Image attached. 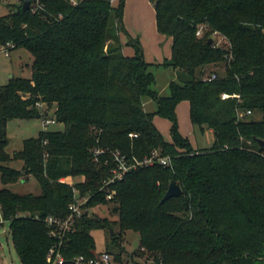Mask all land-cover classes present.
<instances>
[{"label":"trees","instance_id":"1","mask_svg":"<svg viewBox=\"0 0 264 264\" xmlns=\"http://www.w3.org/2000/svg\"><path fill=\"white\" fill-rule=\"evenodd\" d=\"M37 1L43 9L33 12ZM125 1L20 0L0 16V44L33 56L31 77L0 84L2 182L34 176L42 188L39 195L0 190L1 216L22 264H51L48 252L59 238L46 217H67L76 193L90 198L65 237V264L99 253L97 229L108 231L104 251L118 261L264 264V0H152L158 31L172 38V54L160 65L194 79L172 80L165 96L154 88V64L140 40L126 43L135 54L123 52ZM146 98L156 101L155 112L146 110ZM182 101L189 102L194 125L213 131L210 147L195 148L181 133ZM156 115L172 122L171 139ZM46 117L64 129L42 130L21 150L6 151L9 120ZM156 150L171 156V164L138 165L104 187L116 153L131 164ZM12 160L23 161L22 169L10 167ZM172 182L182 194L162 201ZM129 230L140 241L128 258L123 234Z\"/></svg>","mask_w":264,"mask_h":264},{"label":"rangeland","instance_id":"2","mask_svg":"<svg viewBox=\"0 0 264 264\" xmlns=\"http://www.w3.org/2000/svg\"><path fill=\"white\" fill-rule=\"evenodd\" d=\"M129 4H126L125 1V10H124V27L127 33L130 36H135L140 40L144 55L150 60L157 61L152 62L154 65L151 66V70L154 72L156 77V83L154 84L155 90L160 95H169L170 94V78L173 75V70L170 67L160 65L165 60L164 55V43L163 40L159 39V36L163 37L155 30L153 27H150L152 20L156 16V11L152 0L149 5L141 3L136 5L133 3L135 0H131ZM20 0H0V16L6 15L16 8ZM153 4V5H152ZM137 6V7H136ZM139 7V8H138ZM142 12V14H141ZM142 16V18L140 17ZM135 27H143L148 32L146 33H136ZM133 51L131 50L132 55L135 54L134 47ZM160 51L161 53H158ZM161 56V58H160ZM32 63L33 56L32 54L24 47H19L12 49L7 55L5 52L0 51V84H7L12 77H31L32 75ZM186 105L188 106L186 110ZM145 108L149 112H155L158 108L155 100L151 98H146ZM50 115H53L54 109H49ZM178 123L181 133L185 136H188L195 148H205L210 147L214 140L215 136L213 131L210 130H201L199 126L194 125L190 119V105L187 101H182L178 107ZM154 121L159 128V130L164 134L165 137L171 139V127L172 122L165 117L156 115ZM63 124L59 122L51 123L48 126L44 127L42 124L41 118H31V119H21L15 118L8 121L7 124V133L9 138V143L6 146V151L14 154L16 151L23 148L24 140L30 137H37L42 130H63ZM10 167L15 169H22L23 161L21 160H12L9 164ZM81 177L78 176L73 181L80 180ZM8 189L15 193L20 194H34L39 195L42 193V188L34 176H29L28 179H20L17 182L4 184L2 182V173L0 171V190ZM93 235L96 242V250L98 252L106 250L108 245H110V235L107 230L97 229L93 231ZM140 241L139 233L135 231H126L123 234V246H124V257L130 256V254L138 249ZM117 251V249H113ZM114 252V253H115ZM113 254V253H112ZM115 255V254H114ZM136 261L124 260L121 261L123 264H153V260L147 259L145 256L136 257ZM0 264H22L19 255L14 247L12 236L10 233V223L8 220L4 219L1 216L0 211Z\"/></svg>","mask_w":264,"mask_h":264},{"label":"built area","instance_id":"3","mask_svg":"<svg viewBox=\"0 0 264 264\" xmlns=\"http://www.w3.org/2000/svg\"><path fill=\"white\" fill-rule=\"evenodd\" d=\"M43 9V5L37 1L32 5V11L37 12ZM198 34H201V29L198 31ZM13 46L12 43L0 44V51L5 52L7 55L10 53V48ZM217 75L214 73L209 77V79H215ZM228 94H223V97H228ZM247 114H251V111H248ZM240 116H244L243 113ZM56 120L53 117H46L42 119V124L44 127L48 126L51 123H55ZM102 150H97L96 153H100ZM115 159L117 161V166L112 170V175L110 179L105 181L104 187L111 183H115L124 178L126 173L132 168H136L141 164H152L154 161L160 162L162 165L167 166L171 164V156H163L158 150L154 151L153 155L150 158H145L143 161H137L135 163L129 164L124 156L115 154ZM61 181H66V178H61ZM103 187V188H104ZM114 195V191L108 193V199H111ZM89 195H80L76 193L74 201L69 205L70 214L67 217H58L54 215H49L46 217V222L51 228V233L54 236H57L59 240L50 248L48 252V261L51 264H65L66 258L63 254V244L65 237L68 232L74 229L75 220L77 217L81 216L87 210L85 205L89 200ZM38 217V216H37ZM70 262L72 264H123L121 261H118L114 254L101 251L95 256H87L85 254H79L71 258ZM154 264V262H153Z\"/></svg>","mask_w":264,"mask_h":264},{"label":"crops","instance_id":"4","mask_svg":"<svg viewBox=\"0 0 264 264\" xmlns=\"http://www.w3.org/2000/svg\"><path fill=\"white\" fill-rule=\"evenodd\" d=\"M151 1V0H150ZM130 2H132L131 0H127V2H126V4H129ZM133 3L134 4H136V5H140V9H141V3H144L145 5H149L150 6V2H149V0H135V2L133 1ZM153 5V4H152ZM137 7V6H136ZM139 8V7H138ZM141 14H142V12H141ZM143 15V14H142ZM141 18H142V16H140ZM143 19V18H142ZM153 27V31L152 32H154V34H155V30L157 29V24H156V16H155V18L152 20V22H151V24H150V27ZM136 28V33L137 32H140V33H146V32H148L146 29H143V27H135ZM156 28V29H155ZM158 31V30H157ZM160 33V32H159ZM161 34V33H160ZM134 36H130L129 34H126L124 31H121L120 32V36H121V40H122V43H123V52L126 54V55H132L131 53H129V52H131V50L133 51V48H131L130 47V45H127L126 43L129 41V39H134V38H137L136 36H135V33L133 34ZM161 35H163V37H161V36H159V39L160 40H163V42H165L164 43V57L165 58H169L170 56H171V54H172V38L171 37H168V36H166V35H164V34H161ZM158 53H161L160 51H158ZM145 56V59L148 61V62H150V63H152V62H157L159 59L158 58H156L157 59V61H154V60H150V58H148L146 55H144ZM160 58H161V56H160ZM173 71V75L171 76V78H170V82L172 81V80H177V76H176V70H174V69H172ZM188 102V101H187ZM190 105V104H189ZM178 107H179V105H178ZM178 107H177V111H178ZM187 108H188V106L186 105V110H187ZM211 131V130H210Z\"/></svg>","mask_w":264,"mask_h":264},{"label":"water","instance_id":"5","mask_svg":"<svg viewBox=\"0 0 264 264\" xmlns=\"http://www.w3.org/2000/svg\"><path fill=\"white\" fill-rule=\"evenodd\" d=\"M30 8V1H25L23 4V10H27ZM212 42V38L209 39V43ZM176 76L177 79L183 83H188V82H192L194 79L193 77L185 72V71H181V70H176ZM259 142H261L263 144V141L261 139H258ZM182 194V188L179 184L172 182L166 192V194L164 195L162 201H165L166 199L172 198V197H177L180 196ZM116 232L111 229V235H115Z\"/></svg>","mask_w":264,"mask_h":264}]
</instances>
